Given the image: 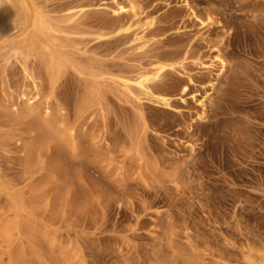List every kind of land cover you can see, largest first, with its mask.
Returning a JSON list of instances; mask_svg holds the SVG:
<instances>
[{"label":"rangeland","instance_id":"374dc122","mask_svg":"<svg viewBox=\"0 0 264 264\" xmlns=\"http://www.w3.org/2000/svg\"><path fill=\"white\" fill-rule=\"evenodd\" d=\"M38 4L63 68L0 58V264L264 250V0Z\"/></svg>","mask_w":264,"mask_h":264},{"label":"bare ground","instance_id":"6f19581e","mask_svg":"<svg viewBox=\"0 0 264 264\" xmlns=\"http://www.w3.org/2000/svg\"><path fill=\"white\" fill-rule=\"evenodd\" d=\"M55 32L56 29L43 14L38 0H0V58L7 63L11 56H14L15 60L23 66L27 76L33 80H35V75L32 74V71L35 72V66L33 69L27 66L28 57L34 56L36 61L39 58L43 59L52 72L51 94L57 89L56 84L60 78L63 64L54 55L52 48L44 42V37L56 40ZM215 61H219L222 65L225 64L219 55L215 57ZM139 85L143 87L142 83ZM162 100L167 102L165 97ZM201 104H204V101H201ZM31 111L36 112L34 109ZM55 123L56 121L51 118L49 107H46L45 111L37 113L32 121V126L39 133V144L46 138L44 128L54 126ZM68 130L73 131L72 128ZM69 137L70 141L67 136H63L65 145L74 142V134L70 133ZM168 239L171 244L174 243L173 234ZM188 246L191 249L188 252H181L180 249L173 248L172 264H210L196 253L193 244ZM241 255L247 264H264V250L259 251L257 256H254L251 252H241L240 249L236 252V257L241 260ZM218 264L223 263L219 262Z\"/></svg>","mask_w":264,"mask_h":264}]
</instances>
